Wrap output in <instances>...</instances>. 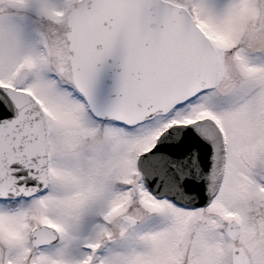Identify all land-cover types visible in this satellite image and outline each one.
<instances>
[{"label": "snow or ice", "instance_id": "6c2138e0", "mask_svg": "<svg viewBox=\"0 0 264 264\" xmlns=\"http://www.w3.org/2000/svg\"><path fill=\"white\" fill-rule=\"evenodd\" d=\"M0 264H264V0H0Z\"/></svg>", "mask_w": 264, "mask_h": 264}]
</instances>
